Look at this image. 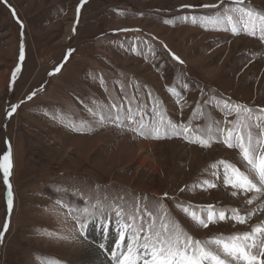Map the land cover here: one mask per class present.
Segmentation results:
<instances>
[{
	"label": "rangeland",
	"instance_id": "1",
	"mask_svg": "<svg viewBox=\"0 0 264 264\" xmlns=\"http://www.w3.org/2000/svg\"><path fill=\"white\" fill-rule=\"evenodd\" d=\"M232 6L234 0H0V161L10 153L13 200L9 212L0 169V264H116L111 253L120 255L128 214L145 205L156 214L158 202L202 242L264 228L263 196L227 185L220 163L254 175L217 129L236 126L226 103L254 114L264 109V40L202 22ZM243 6L264 14V0ZM12 105L19 106L9 117ZM117 114L119 120H101ZM161 116L188 126L193 138L207 139L211 127L210 146L133 131L141 117L149 125ZM261 131L253 135L264 139ZM210 206L226 218L206 228L182 210L206 218ZM233 209L244 223L231 218Z\"/></svg>",
	"mask_w": 264,
	"mask_h": 264
},
{
	"label": "snow or ice",
	"instance_id": "2",
	"mask_svg": "<svg viewBox=\"0 0 264 264\" xmlns=\"http://www.w3.org/2000/svg\"><path fill=\"white\" fill-rule=\"evenodd\" d=\"M6 2V0H5ZM244 0H234V6L224 8L222 13L214 16H206L202 18L204 26L211 25L214 30H229L234 34L244 31L248 35L256 36L264 40V14L256 13L251 9L243 6ZM204 7H209L205 5ZM211 7H217L212 5ZM79 12V8L77 9ZM13 14L15 12L13 10ZM187 19V18H185ZM193 23L196 19L193 18ZM75 31V30H74ZM178 59V57H174ZM24 59L23 48L20 51V60ZM19 67L13 73V79ZM59 71V68L56 69ZM174 95H179L174 88L169 89ZM35 93L27 97L31 100ZM19 105H12L6 113L9 117L16 112ZM230 112L237 113L238 119L234 128L217 129V131L225 132L224 144L229 148H238L243 160L250 166L249 171L254 173L252 177L245 172L240 171L234 165L221 161L224 168V181L233 189L241 190L244 193L255 191L264 196V139L254 136L255 129L260 128L261 136H264V109L259 110L260 114H254L252 109L242 105L229 106ZM156 112V109H153ZM255 115V122L253 117ZM243 116L241 120L239 117ZM128 118L132 119L133 114L129 111ZM115 119L119 120L117 114L115 117L111 115L101 116V120ZM137 121L138 127H134L133 131L139 132L141 135L151 136L153 139L165 138L169 132L171 135H183V138L191 143H198L203 147L210 146L213 130L209 127L208 138L195 137L190 133L189 127L186 125L178 126L172 121L165 122L163 116L158 122L153 121L149 125H145L141 121ZM259 153V155H257ZM10 153L3 156L0 161V169H3L4 183L8 187L7 206L9 212L12 210L13 200L11 184L9 183V175L11 169ZM215 175V173H213ZM204 185L208 188L215 187L210 181H204ZM183 191V189H182ZM236 195V192H233ZM251 203V200L247 201ZM159 212L153 214L145 205L142 211L138 206L135 212L128 214L126 222L120 228V243L117 249L120 255L113 251L111 255L115 258L116 264H264V228L254 227L252 231L231 235L227 238H215L209 241L195 240L188 235L181 226L163 214V204L158 202ZM191 219L202 227H208L209 223H213L218 218L225 220L223 211L216 213L211 206L207 209V217L202 218L195 211L189 208L182 209ZM117 217H122L121 211H116ZM145 216L147 219H145ZM232 219L239 223H244L246 217L239 215L237 210H232ZM7 222L4 225L6 231ZM87 224L81 223L80 228L83 232ZM127 233V236H126ZM143 233V235H141ZM3 234L0 233V240ZM127 239L126 246L124 241ZM101 247H103L101 245ZM223 258H222V255ZM230 258V259H228Z\"/></svg>",
	"mask_w": 264,
	"mask_h": 264
},
{
	"label": "bare ground",
	"instance_id": "3",
	"mask_svg": "<svg viewBox=\"0 0 264 264\" xmlns=\"http://www.w3.org/2000/svg\"><path fill=\"white\" fill-rule=\"evenodd\" d=\"M263 198H264V196H263ZM101 264H104V263H102V262H100Z\"/></svg>",
	"mask_w": 264,
	"mask_h": 264
}]
</instances>
